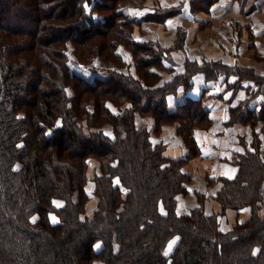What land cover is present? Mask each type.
I'll use <instances>...</instances> for the list:
<instances>
[{"label":"trees","instance_id":"1","mask_svg":"<svg viewBox=\"0 0 264 264\" xmlns=\"http://www.w3.org/2000/svg\"><path fill=\"white\" fill-rule=\"evenodd\" d=\"M126 1L0 0V264H264V141L254 128L264 121V77L221 62H187L185 72L161 83L158 69L170 48L134 37L139 19ZM194 1L206 10L213 3ZM68 42L81 62L99 57L118 66L126 45L139 78L73 68ZM198 72L207 81L238 75L227 83L234 89L252 79L253 95L263 96L253 109L244 102L229 108V122L249 123L254 139L251 149L234 153L237 173L220 178L215 198L222 209L212 214L202 202L178 210L192 179L183 166L202 153L195 130L212 124L203 105L209 96L189 97L174 111L167 105L168 95L190 89ZM138 112L154 118L152 131L138 125ZM106 122L113 135L101 128ZM170 124L188 149L184 157L167 155L165 144L151 138ZM91 158L100 171L89 218L83 214ZM229 208H248L249 216L224 230L220 216Z\"/></svg>","mask_w":264,"mask_h":264},{"label":"crops","instance_id":"2","mask_svg":"<svg viewBox=\"0 0 264 264\" xmlns=\"http://www.w3.org/2000/svg\"><path fill=\"white\" fill-rule=\"evenodd\" d=\"M212 2L207 10L199 8L194 0H145L139 6L129 5V11L139 19L134 37L170 48L168 59L163 60L164 67L158 69L161 83L185 72L187 62L199 65L221 62L232 68L255 70L264 77V0ZM177 7L173 15H166V10ZM179 33H182L180 39ZM191 78L190 89L181 86L176 93L168 95V109L174 111L189 97L198 99L206 93L209 97L203 100V105L210 111L212 124L195 130L202 153L183 166L192 179L187 184L188 192L178 197L179 206L184 213L202 202L207 214L218 213L222 206L215 195L222 185L220 178L236 175L238 166L232 162L233 155L251 149L254 139L249 123L229 122V108L244 102L245 108L253 109L262 102L263 96L253 95L258 87L249 78L241 80V87H229L227 83L238 80V75H231L226 81L223 75L207 81L204 73L198 72ZM141 119L139 122L137 118L138 124L147 122L149 129L153 128V117ZM151 138L155 143L165 144L166 154L171 157H184L188 153L176 125H165L161 133L152 132ZM259 138L264 141L260 133ZM261 148L264 150V142ZM198 193L202 194V201ZM248 216V208L241 211L229 208L220 216L221 228L227 230Z\"/></svg>","mask_w":264,"mask_h":264},{"label":"rangeland","instance_id":"3","mask_svg":"<svg viewBox=\"0 0 264 264\" xmlns=\"http://www.w3.org/2000/svg\"><path fill=\"white\" fill-rule=\"evenodd\" d=\"M144 2H145V0H127L125 5L139 6V5L144 4ZM135 28H136V26H134V30H135ZM140 29H142V28H140ZM134 30H133V35H134ZM181 34L182 33H179L178 36H177L179 39L182 38ZM68 45H69V52L68 53H69V56H70V63H71V66L73 68L77 67V69H78V68H80V65L81 66H85V67L92 66V67H96V68L106 67V68H111V69H119L120 71H124L125 73L132 74L133 76L139 78V73H138V70H137V66L135 64L134 54H133L132 50L129 47H127L126 45H124V44L121 45V47H119V49H118V51L122 54L123 59L125 61V63L123 65H121V66L116 65V63L107 62V61H106L107 65H104V64H102V60L103 59L99 58V57L96 58L95 60H93L91 63L81 62L80 60L75 58V56L73 55V53H72L73 47H72L70 42H68L67 46ZM76 63H77V65H76ZM85 71L88 72V70H85ZM90 71L91 70H89V72ZM90 107L93 108V102H91ZM112 109L114 110L115 108L112 107ZM136 117L138 118V121L140 120L142 122L143 119H141V117H143L144 119H147L148 117H152V116L144 115V114H141V112H138L136 114ZM148 121L150 123V120H148ZM138 125H146L147 126L148 123L147 122L145 124L139 123ZM154 125H155V120H154ZM262 125H264V121H260V122L258 121V123L254 125L255 126L254 128H256L255 130H257L258 134L260 133L264 137V132L261 130ZM101 128L107 134L113 135V126H112V124L110 122H106L105 124H103L101 126ZM153 129H154V126L151 129V131ZM250 129H252V127H250ZM91 130H97V128H92ZM260 151H261L262 159L264 161V150H262V148H261ZM262 153H263V155H262ZM99 171H100L99 162L95 158H91L90 161H89L88 169H87V177H88L87 190H88V193L90 194V199L88 200V203H87V206H86V211L83 214L84 216L89 217V218H91L93 216L94 211L96 210V208L98 206L97 205L98 204V197L94 194L95 182L93 180V177L95 175V172H99ZM179 201H180V199L178 200V210H179L180 213H182L180 211ZM56 202H59V206L63 204V201H61V200H57ZM53 218H55V221H57L56 216L54 214H53ZM100 244H101L100 242L97 243V248H100V246H101ZM94 264H103V261L97 259V260L94 261Z\"/></svg>","mask_w":264,"mask_h":264},{"label":"snow or ice","instance_id":"4","mask_svg":"<svg viewBox=\"0 0 264 264\" xmlns=\"http://www.w3.org/2000/svg\"><path fill=\"white\" fill-rule=\"evenodd\" d=\"M57 204V206H59V202H54ZM35 220V218H33ZM53 222H55V218H53Z\"/></svg>","mask_w":264,"mask_h":264}]
</instances>
